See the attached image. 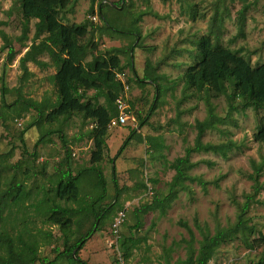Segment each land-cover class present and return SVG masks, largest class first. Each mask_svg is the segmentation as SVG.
Returning a JSON list of instances; mask_svg holds the SVG:
<instances>
[{
  "label": "rangeland",
  "instance_id": "374dc122",
  "mask_svg": "<svg viewBox=\"0 0 264 264\" xmlns=\"http://www.w3.org/2000/svg\"><path fill=\"white\" fill-rule=\"evenodd\" d=\"M101 4L103 14L112 20L109 23L127 32L112 34L117 37L114 43L106 35ZM12 5L13 0H0V31L8 34L16 53L15 60L7 64L8 50L0 52V109L22 98L55 102V89L49 81L55 69H40L29 63L34 76L24 85L21 83L20 58L25 52L24 46L31 44L37 20L31 22L29 40L19 41L22 18L20 13L10 10ZM91 5V0L77 1L62 14L63 20L67 24L88 26L85 42L97 49L89 61L110 48H121L123 80L129 87L126 101L136 122L109 130L102 163L108 193L96 209L116 204L79 256L89 264H180L189 257L191 236L185 225L194 234L197 257L204 236L235 227L241 214L246 224L256 230L248 237L249 242L258 239L259 234H264V146L254 140V134L264 111L244 108L241 99L233 101V87L229 84L225 95L198 92L186 87L183 75L197 62L196 42L203 36H211L216 46L241 49L253 66L264 64V0H96L94 11ZM143 11L158 13L161 18L147 15L135 25V19ZM94 16L97 21L91 19ZM3 46L0 37V50ZM41 59L50 60L48 55ZM147 62L159 76L162 87L159 98L154 85L137 83V77L143 78L146 73ZM89 95L93 96L94 92ZM156 99V109L151 112ZM99 102L104 104L105 100L100 98ZM22 107L21 102L16 105L18 111ZM147 116L146 125H140ZM36 119V112L30 110L12 114L5 123L0 121V154L7 169L4 180L15 178L26 184L32 192L26 206L40 200L45 193L54 195L51 190L66 163L63 138L72 152L68 164L74 174L91 166L94 149L90 122L78 116L52 125L43 122L41 127L30 128L23 138L22 132ZM16 120L23 126L17 127ZM201 124L205 127L202 143L229 146L227 155L204 151L190 155V163L198 165L187 174L198 181L185 182L165 216H160L159 209L146 212L145 208L155 200H164L170 194L176 174L171 165L176 159L184 158L188 148H194ZM52 129L61 130L62 134L47 136L36 146L41 135ZM134 129L132 141L112 162ZM95 183L93 177L83 180L80 203H62L82 211L74 219L68 244L60 228L44 222L42 215L36 216L26 208L17 213L18 218L28 214V225L42 230L41 258L56 260L58 250L65 251L67 245L75 244L92 228L95 215L88 206L101 194ZM124 210L126 221L118 237H113L110 231L114 220ZM15 212L16 209L9 214V229L13 225L23 226V217L15 222ZM125 241L132 248L128 258L123 246ZM263 250L264 244L250 249L244 243V235L238 234L236 239L220 247L210 264H259ZM58 264L70 262L60 259Z\"/></svg>",
  "mask_w": 264,
  "mask_h": 264
},
{
  "label": "trees",
  "instance_id": "16d2710c",
  "mask_svg": "<svg viewBox=\"0 0 264 264\" xmlns=\"http://www.w3.org/2000/svg\"><path fill=\"white\" fill-rule=\"evenodd\" d=\"M77 1L79 0H13L11 11L20 13L22 18V34L19 41L29 40L28 33L30 32L31 22L37 20L31 44L24 46L27 50L20 58V68L23 73L20 79L21 83L24 85L34 76V73L29 70L28 63H33L40 69L53 68L55 73L49 77V81L55 89L56 100L55 102H38L22 98L11 105L4 103L3 109H0V121L3 120L5 123L14 113L20 115L22 111H35L37 119L22 132L23 138L30 128L41 127L43 122L52 125L62 119L66 120L74 116L83 118L85 121L90 122V125L95 124L96 128L90 129L94 142L90 159L91 166L74 174L68 164L72 152L67 147L66 139L63 138L67 154L66 163L64 168L61 169L57 181H55L54 188L51 190L54 195L51 197L48 193H45L44 197L35 200L28 206H26V202L31 198L32 192L27 189L23 181H17L15 178L8 181L4 180V173L7 169L4 166L3 156L0 154V264H58L60 259H67L70 264H89L79 254L86 243L100 230L101 224L116 204L114 202L99 210L96 209V206L106 198L108 193L107 179L102 168L109 134L108 125L118 115L116 101L123 94L125 88L123 82L117 79V74L123 73L121 48H110L99 54L95 60H87L93 52H97L95 45L85 42L89 34L88 26L86 24H67L62 16ZM91 2V11H94L96 0H91ZM119 6L116 4V7ZM102 8L103 4H101L100 13L106 25L108 31L106 35L110 37L109 39L116 40L117 37L112 34H127L126 31L114 27L113 22L112 24L109 23L108 20L111 19L103 14ZM147 15L161 18L158 13L143 11L135 19L134 24H139L143 17ZM216 22L217 19H215ZM3 24L5 25L6 22ZM133 31H131L132 35H134ZM0 37L4 42L0 52L8 50L7 64H10L16 57L15 48L6 32L0 31ZM131 49L134 50L133 47ZM196 49L197 62L189 66L183 75L187 88L198 92L208 91L216 95H225L228 93L229 84L233 87L231 95L233 101L241 99L244 108H255L264 111V64L253 66L251 60L242 55L241 49L235 51L216 46L211 36H203L198 39ZM44 55H48L50 60L41 59ZM146 69L143 78L137 77V83L141 86L154 85L159 98L162 91L159 76L152 69L149 62L146 63ZM92 91L94 95L90 96L89 92ZM5 93L3 91L2 96ZM100 98L105 100L104 104H100ZM20 102L23 107L18 111L16 105ZM157 102L156 99V104L151 108V112L156 109ZM148 119L147 116L141 121L140 125L145 126ZM204 128L203 124L199 126L194 148H188L186 156L176 159L171 165L176 174L171 182L170 194L164 200H155L152 206L145 208L146 212L159 209L160 216H165L167 208L177 199L178 190L184 187L185 182L198 181L187 174L189 170L198 165L190 163V155L202 151L222 154L223 156L227 155L229 146L202 143V137L205 133ZM55 133L62 134V131L49 130L41 135L36 146L40 145L45 137ZM135 134L136 129L129 134L117 156L111 160L112 162L128 147ZM62 137L61 135L60 138ZM148 139L153 141L154 138L149 137ZM254 140L264 146V116L258 123ZM257 173L259 174L260 170H257ZM113 176L116 195H118L120 191L115 168H113ZM88 177H93L96 181L95 188L101 190L99 197L88 206L89 211H92L95 215V223L75 244L67 245L66 250L63 252L58 250L59 256L56 260L51 261L49 258H41L39 248L42 230L28 225L26 222L28 214H23L21 216L23 218L20 217L23 222L22 227L13 225L10 229L7 228V225H10L9 214L14 209H16L15 222L20 219L17 217V213L21 212L22 208L30 209L36 216L42 215L45 218L44 222L58 226L64 235L65 243L68 244L71 239L72 225L75 223L74 219L82 211L67 205L64 206L62 203H80L82 199L81 185L83 180ZM243 212H245V207ZM185 226L191 236L188 246L189 257L180 264H210L220 247L228 241L236 239L238 234L244 235V243L250 249L262 247L264 244V234H259L258 239L249 242L248 237L254 234L256 230L246 224L244 214H241L235 227L221 229L213 236H204L196 257L193 248L194 234L188 225ZM35 230L37 232H34ZM48 235L51 236V233ZM123 246L127 251L125 257L128 258L132 248L127 246L126 241ZM259 264H264V250Z\"/></svg>",
  "mask_w": 264,
  "mask_h": 264
},
{
  "label": "built area",
  "instance_id": "2783aa9c",
  "mask_svg": "<svg viewBox=\"0 0 264 264\" xmlns=\"http://www.w3.org/2000/svg\"><path fill=\"white\" fill-rule=\"evenodd\" d=\"M93 21H97V17L94 16L93 18H91ZM117 79L121 80L124 84V92L123 94L117 99L116 101V106L118 109V115L116 117H114L109 125L108 128L113 129L119 126H125L127 125L130 121H132L133 123L136 122V118L134 116V113L131 110V107L128 105L127 101H126V95L129 91V87L126 85V83L123 80V74L119 73L117 74ZM16 125L18 127H22L23 123L20 120H16ZM96 125L95 124H91L90 125V129H95ZM127 211H121L118 213L117 217L114 220V223L112 225V230H111V236L113 237H118L120 228L122 227V225L125 223L126 218H127Z\"/></svg>",
  "mask_w": 264,
  "mask_h": 264
},
{
  "label": "crops",
  "instance_id": "0c3cea01",
  "mask_svg": "<svg viewBox=\"0 0 264 264\" xmlns=\"http://www.w3.org/2000/svg\"><path fill=\"white\" fill-rule=\"evenodd\" d=\"M11 8H12V7H11ZM10 10H11V9H10ZM8 11H9V10H8ZM9 13H10V12H9ZM110 41H111V43H114V42H115V40H110ZM26 50H27V49H25V52H26ZM25 52H24V53H25ZM24 53H23V55H24ZM28 64H29V63H28ZM32 64H33V63H32Z\"/></svg>",
  "mask_w": 264,
  "mask_h": 264
}]
</instances>
